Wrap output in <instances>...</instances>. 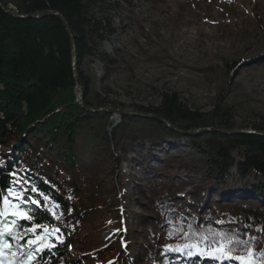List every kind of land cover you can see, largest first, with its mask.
<instances>
[{"label":"trees","instance_id":"trees-1","mask_svg":"<svg viewBox=\"0 0 264 264\" xmlns=\"http://www.w3.org/2000/svg\"><path fill=\"white\" fill-rule=\"evenodd\" d=\"M0 5L12 7L19 16L56 13L65 21L70 35L69 38L56 17L16 19L0 10V212L3 213L0 231L11 229L18 237L4 236L8 245L3 246L0 256L3 264L14 258L18 264H109L110 261L113 264H241L234 259L213 258L221 244L227 245V240L222 239L225 234L247 242L231 252L225 251V257H242L243 264L258 259L264 262V247H256L253 237L246 235L242 240L236 231H219L230 221L241 226L252 225L260 234L264 230L263 221L256 222V217L238 220L228 210L230 202L247 203L249 214L263 211L264 215L259 205L264 200V136L224 135L213 131L187 135L203 128L233 130L230 109L216 106L211 113L203 114L189 109L176 93L160 94L159 105L145 113L161 117L168 126L146 120L175 141L183 138L196 141L192 148L201 161L205 160V153L213 155L207 181L213 177L211 171L223 180L234 166L230 154L238 150L239 178L243 180L254 173L263 183L248 185V191L223 198L222 205L212 203L207 208V219L220 220L219 229L210 228L212 233L196 234L192 229L211 225L199 222L193 216L194 210L180 207L183 215L191 216L187 219L182 215L186 224L181 228L179 224L171 226V235L168 234L163 246L149 238L146 242L134 232L137 220L129 218L121 206L122 188L117 183L109 186L83 165L86 146L79 148L76 141L77 135L98 123L101 115L84 113L75 104L70 39L84 103L90 107L106 106L104 100L94 104L89 100L90 80L83 74L81 65L87 59L97 58L103 42L112 37L110 12L117 5L111 6L108 0H0ZM99 60L107 64L105 55ZM121 120L125 121L126 117L122 116ZM252 131L264 134L263 127H254ZM92 142L88 138L87 144ZM9 190L12 196H8ZM44 196L48 197L47 201ZM167 196L163 195L160 202L168 203ZM32 199L43 206L27 202ZM174 199L172 195L171 200ZM22 214L32 219H25ZM13 220L22 227L15 228ZM102 231L110 232L108 238L92 249L95 235ZM29 240L36 241L31 249ZM49 245H54L50 251ZM167 245L185 248L192 254L165 251ZM36 248L44 250L36 251Z\"/></svg>","mask_w":264,"mask_h":264},{"label":"rangeland","instance_id":"rangeland-1","mask_svg":"<svg viewBox=\"0 0 264 264\" xmlns=\"http://www.w3.org/2000/svg\"><path fill=\"white\" fill-rule=\"evenodd\" d=\"M108 1L117 5L110 12L114 33L81 70L90 80L92 104L104 100L106 106L130 116L122 121V116L99 114L98 123L77 135L78 147L86 146L83 165L109 186L117 183L122 188L121 206L137 220L134 232L146 242L151 239L163 246L171 226L186 224L180 207L194 210L199 222L211 225L192 229L196 234L212 233L210 228L219 229L220 221L207 219L206 209L248 191V185H262V178L254 173L239 178L236 163L241 153L235 150L230 154L234 166L226 177L218 179L211 171L213 177L207 181L213 155L207 152L201 161L192 148L196 141L183 138L174 146V138L156 124L132 114H146L159 105L160 94L176 93L189 109L203 114L216 106L228 107L233 130L264 128V62H249L264 56V0ZM246 47L253 52L249 57L243 54ZM102 54L107 64L99 60ZM88 138L93 139L90 145ZM141 171L150 174L143 180ZM165 194L168 203L160 202ZM229 205L238 220L256 217L264 223L263 211L249 214L247 203ZM259 205L264 210V200ZM222 229L236 231L242 240L249 235L256 247H264V230L260 234L252 225L233 221ZM109 234L97 233L91 248L102 245Z\"/></svg>","mask_w":264,"mask_h":264},{"label":"water","instance_id":"water-1","mask_svg":"<svg viewBox=\"0 0 264 264\" xmlns=\"http://www.w3.org/2000/svg\"><path fill=\"white\" fill-rule=\"evenodd\" d=\"M0 10H2L4 13L8 14L9 16H12L16 19H24V18H42V17H46V16H53L58 18L62 25L64 26L67 34L69 35V31L68 28L65 24V21L63 20V18L56 14V13H51V12H46V13H41L38 15H33V16H19L16 13L12 12L9 8H6L2 5H0ZM70 38V35H69ZM70 45H71V66H72V75H73V82H74V89H73V95H74V101L76 106L84 113H88V114H104V113H112L115 116H130V114H127L125 112H123L122 110H119L115 107H111V106H102V107H90L88 105H86L84 103L83 100V95H82V90H81V86L79 84V80L76 74V61H75V54H74V49H73V43L70 39ZM132 116L135 117H141V118H145V119H151L154 121H157L159 123L162 124H167V122L162 119L161 117L155 116V115H150V114H143V113H133ZM205 131H213V132H218L224 135H230V134H255V135H259V136H264V134L259 133V132H254L252 130H221V129H209V128H203V129H198V130H193L190 132H187V135H196Z\"/></svg>","mask_w":264,"mask_h":264},{"label":"snow or ice","instance_id":"snow-or-ice-1","mask_svg":"<svg viewBox=\"0 0 264 264\" xmlns=\"http://www.w3.org/2000/svg\"><path fill=\"white\" fill-rule=\"evenodd\" d=\"M17 183H19V181H17ZM33 191H35V189H33ZM12 192L11 190H9V193H8V196H12ZM40 195H44L43 193H41ZM7 197H5V201L7 202ZM44 200L47 201L48 200V197L47 196H44ZM28 203H31V204H34V205H37L38 207H42L43 205L39 203L38 200H35V199H32V200H28L27 201ZM55 207H59V205H55ZM31 211V210H29ZM55 215V213H53ZM3 213L0 212V216H2ZM24 215V218L25 219H28V220H31L32 217L27 215V214H22ZM58 218V217H57ZM12 224L15 228H21L22 225H20L17 221L13 220L12 221ZM53 232H56L58 233L59 232V229H53L52 230ZM7 235L8 237H10L11 239H17L18 237L15 235V233L9 229L7 232H4V231H0V256H2L3 254V246L4 245H8V241H6L4 239V236ZM171 235V233H170ZM19 238H22V237H19ZM222 239H226L227 240V245H220L217 249V254H213V258L215 259H224V258H228V259H234V260H237V261H240L241 264H243V258L242 257H239V256H236V257H231V256H228V257H225L224 255V252H231L234 250V248L240 244H244V243H247L246 241H240L238 238H234V236H228L227 234L224 235V237H222ZM36 244V241L35 240H29L28 241V245H29V248H33ZM51 247H54V245H49L47 247V250H51ZM44 249L42 248H36V251H43ZM165 251H176V252H181V253H184V254H187V255H191V251L190 250H186L185 248H180V247H174V246H171V245H167L165 246ZM8 252L9 254H12V248L11 246H8ZM21 255H24V253H21ZM28 256L29 258H31V251L28 253ZM0 264H3V261L0 260ZM8 264H18V261L16 258H14L13 260H10L8 261ZM19 264H22V262H19ZM109 264H113V262H109Z\"/></svg>","mask_w":264,"mask_h":264},{"label":"bare ground","instance_id":"bare-ground-1","mask_svg":"<svg viewBox=\"0 0 264 264\" xmlns=\"http://www.w3.org/2000/svg\"><path fill=\"white\" fill-rule=\"evenodd\" d=\"M253 52H252V50L250 49V48H248L247 49V47L244 49V51H243V54L245 55V57H249L251 54H252ZM259 60H262L263 62H264V56H260V57H256V59L255 60H253V62L252 61H249V62H251L252 64H254L255 63V61H259ZM250 63V64H251ZM239 69V68H238ZM237 69V70H238ZM114 117H117V116H115L114 115ZM178 142L179 141H175V142H173L172 144L175 146L176 144H178ZM163 145H168L169 146V144H165V143H162ZM148 174H150L149 172H147ZM147 173L146 172H144L143 173V171H141L140 172V174H141V176L144 178L146 175H147ZM141 192V191H140ZM188 211H191V209L189 208L188 209ZM206 215L208 214V210L206 209Z\"/></svg>","mask_w":264,"mask_h":264}]
</instances>
